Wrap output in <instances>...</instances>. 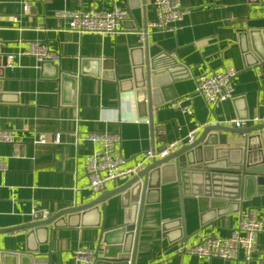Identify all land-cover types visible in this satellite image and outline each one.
<instances>
[{"label":"crops","instance_id":"obj_1","mask_svg":"<svg viewBox=\"0 0 264 264\" xmlns=\"http://www.w3.org/2000/svg\"><path fill=\"white\" fill-rule=\"evenodd\" d=\"M180 4L186 9L182 20L174 30H162L148 27L157 20L154 0H0V55L7 56L0 72V128L16 134L14 142L0 143V160L6 166L0 171V228L27 223L34 213L51 216L98 195L88 188L85 162L100 143L79 142L80 135L117 133L116 148L125 164H132L148 149L186 138L197 122L264 115V0H180ZM114 7L128 12L116 34L69 32L67 21L55 16L60 10ZM241 32L251 59L257 60L252 67H245L240 57ZM34 40L58 58L40 64L32 56L17 55ZM147 53L155 70L170 82L160 86L157 98L164 101L152 112L153 127L139 91L138 68ZM226 66L238 69L231 80L234 97L210 108L195 91V79ZM41 137L46 141L39 142ZM170 176L167 172L168 181L143 205L134 264L163 260L165 264H264V228L248 262L176 252L182 243L181 209L177 184ZM123 182L109 183L106 189ZM246 194L245 200L233 201L238 202L237 211L226 213L213 229L196 234L201 227L200 203L185 197L188 237L183 243L195 244L211 233L215 238L228 236L239 210L252 211L264 224V191L251 185ZM123 202L122 195L106 201L104 227L123 224ZM73 221L79 225L50 226L48 233L34 234L30 243L38 247L35 253L26 251L25 230L0 233V250L25 255L7 256L5 264H40L34 262L36 258L44 264H89L77 259L78 248L94 249L102 257L104 245L96 250L99 213L90 211ZM131 241L125 248L131 247Z\"/></svg>","mask_w":264,"mask_h":264},{"label":"water","instance_id":"obj_2","mask_svg":"<svg viewBox=\"0 0 264 264\" xmlns=\"http://www.w3.org/2000/svg\"><path fill=\"white\" fill-rule=\"evenodd\" d=\"M237 46L245 67H252L257 63V60L251 59L253 54L245 41L244 32L240 33ZM171 61L178 63L174 59ZM6 65L7 56L0 55V72ZM155 67L153 59H150L147 53L138 68L141 76L139 91L144 94L152 127V112L164 101L157 98L161 91L160 86L170 83L167 76L159 74L162 72L155 70ZM235 70L238 71L237 68ZM230 133L233 134L231 138L228 137ZM162 148L163 146L156 150ZM167 172L171 174V181L177 184L183 243L188 237L183 214L185 197L196 198L200 203L201 227L194 232L196 234L207 227L213 229L215 222L226 213L237 211L238 202L233 201L245 200L248 197L246 191L249 186L254 185L255 189L264 191V122L244 128L207 124L197 132L192 143L183 144L166 157L148 163L121 185L106 189L84 204L64 208L51 216L34 213L29 222L0 228V233L25 230L28 243L26 251L35 253L38 247L30 243L34 234L41 230L48 233L50 226L57 228L79 225L73 219L90 211H97L100 221L97 223L99 242L96 250L98 251L103 244L104 252L102 257L95 253L93 264H134L143 205L149 201L151 192H157L160 184L168 181L165 177ZM115 195H122L124 200L123 224L115 228H106L101 222V217L106 201ZM201 202L207 203L202 205ZM118 233L119 237L116 235ZM209 237L215 238V234L211 233ZM130 240L131 247L125 248L126 242ZM108 250L112 252L109 253ZM7 256L18 258L25 255L0 250V264H5L4 258ZM36 259H38L34 261L36 263H46L45 260Z\"/></svg>","mask_w":264,"mask_h":264},{"label":"built area","instance_id":"obj_3","mask_svg":"<svg viewBox=\"0 0 264 264\" xmlns=\"http://www.w3.org/2000/svg\"><path fill=\"white\" fill-rule=\"evenodd\" d=\"M157 20L150 22L148 27L162 30H174L175 24L182 20L186 9L180 4V0H154ZM55 16L67 21L66 30L82 34L93 32L99 34H116L123 22L127 20V10L114 7L107 11L89 10H60ZM143 36V31H140ZM17 55H29L36 62L54 61L57 54L47 48L40 41H31L25 49L17 52ZM13 55H8L12 59ZM9 66H12L11 64ZM232 66H226L221 70H212L200 74L195 79V91L212 108L218 102L234 97L231 80L236 74ZM179 101H182L179 99ZM264 122V115L249 117H231L222 120H214L207 123H195L187 133L186 138L177 139L163 145L161 150L154 148L144 152L140 160L132 164H125L116 144L120 140L117 133L90 132L78 136L79 142H99L100 148L90 153L85 162L87 185L93 194L103 192L109 183L126 181L140 171L148 163L166 157L183 144H189L196 138L197 132L207 124H222L234 128H244L250 124ZM16 140L13 130L0 128V143H12ZM46 141L44 137L39 142ZM6 166L0 160V171H5ZM264 228L263 222L250 210H239L236 226L230 229L228 236L211 238L202 236L195 244L180 243L176 252H184L190 255L205 258H223L229 260H243L248 262L253 259L255 253L256 236ZM78 260L93 264L95 260L94 249L78 248L75 250ZM165 260L158 264H165Z\"/></svg>","mask_w":264,"mask_h":264}]
</instances>
